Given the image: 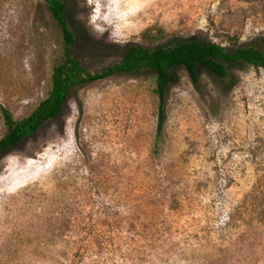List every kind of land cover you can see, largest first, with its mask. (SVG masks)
Masks as SVG:
<instances>
[{
  "label": "rangeland",
  "instance_id": "1",
  "mask_svg": "<svg viewBox=\"0 0 264 264\" xmlns=\"http://www.w3.org/2000/svg\"><path fill=\"white\" fill-rule=\"evenodd\" d=\"M65 1L92 72L132 44L264 47V0ZM62 61L45 0H0V139L2 107L30 115ZM230 71L176 69L157 148L151 71L75 89L0 156V264H264V68Z\"/></svg>",
  "mask_w": 264,
  "mask_h": 264
},
{
  "label": "trees",
  "instance_id": "2",
  "mask_svg": "<svg viewBox=\"0 0 264 264\" xmlns=\"http://www.w3.org/2000/svg\"><path fill=\"white\" fill-rule=\"evenodd\" d=\"M45 1L63 33V61L53 68L52 86L47 97L30 115L16 120L10 110L2 107L8 129L0 139V156L21 145L27 138L36 135L47 122L60 117L75 89L108 79L116 74H139L144 71H151L154 74L156 84L154 91L159 98L155 144L157 148L164 136L168 90L175 77L176 69L185 68L193 83L197 84L201 67L208 69L220 79L229 78L230 66L240 62L264 68V47L258 43L240 46L229 51L220 44L193 39L165 47L132 44L125 49L120 61L102 71L92 72L76 54L77 37L67 15V2L65 0Z\"/></svg>",
  "mask_w": 264,
  "mask_h": 264
}]
</instances>
